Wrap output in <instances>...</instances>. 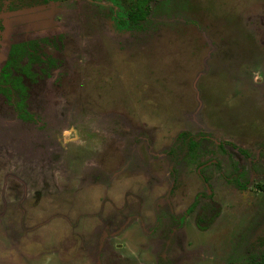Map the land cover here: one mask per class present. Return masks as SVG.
I'll return each mask as SVG.
<instances>
[{
    "label": "rangeland",
    "instance_id": "obj_1",
    "mask_svg": "<svg viewBox=\"0 0 264 264\" xmlns=\"http://www.w3.org/2000/svg\"><path fill=\"white\" fill-rule=\"evenodd\" d=\"M131 1L2 4L0 264H264V0Z\"/></svg>",
    "mask_w": 264,
    "mask_h": 264
},
{
    "label": "trees",
    "instance_id": "obj_2",
    "mask_svg": "<svg viewBox=\"0 0 264 264\" xmlns=\"http://www.w3.org/2000/svg\"><path fill=\"white\" fill-rule=\"evenodd\" d=\"M8 1V0H0ZM159 1V0H132L127 7L126 17L127 21L132 23L133 25L139 26L140 23L145 21V19L149 16L151 11V3ZM3 30L2 22L0 20V31ZM29 48H34L33 43L31 42H22L19 44H15L11 47L9 58L5 62L2 67V71L0 73V84H8L15 90H23V86L21 85V79L17 78L13 75V70H17L21 68V73L30 76V69L28 64L33 61L35 57L34 52H32ZM27 58L28 63L26 65H22L21 61ZM179 140L182 143V148L190 152L192 154L195 149L198 141L194 138L189 137L187 134H181L179 136ZM239 187L240 185L237 184ZM244 187V186H242Z\"/></svg>",
    "mask_w": 264,
    "mask_h": 264
},
{
    "label": "flooded vegetation",
    "instance_id": "obj_3",
    "mask_svg": "<svg viewBox=\"0 0 264 264\" xmlns=\"http://www.w3.org/2000/svg\"><path fill=\"white\" fill-rule=\"evenodd\" d=\"M10 0H8V1H1L0 2V10H1V7H2V4L3 3H6V2H9ZM2 22V21H1ZM2 26H3V23H2ZM3 29H4V26H3ZM3 31V30H2ZM2 31H0V33L2 32ZM22 43V42H21ZM31 43H33V47L34 48H29L32 52H34V54H35V56L37 57V55H38V53L36 52V51H38V47L35 45V42H31ZM19 44V43H18ZM36 50V51H35ZM26 59V58H25ZM25 59H23L22 61H21V64L22 65H26L27 63H28V61L27 62H25V63H23V61L25 60ZM4 66V65H3ZM21 68H19V69H17V70H13V75L15 76V77H17V78H20L21 79V85L23 86V90L22 91H20V90H15V89H12V87L10 86V85H8V84H3V85H1L2 87H4V89H5V91L6 92H11V94L13 93V92H16V94L15 95H17V96H20L21 98H23V96L25 95V94H28V90H27V86L25 85V83H24V80H23V78L25 77V76H27V75H25V74H23V73H21V72H19V70H20ZM30 76H32V68L30 67ZM182 134H187V135H189V137H191V138H194L196 141H198V139L195 137V136H192V135H190V134H188V133H182ZM179 139V138H178ZM199 142V141H198ZM176 148H172L171 149V151H170V155L171 156H178V154H180L181 156H183V155H185V154H187V153H190V152H188L187 150H185V149H183L182 148V145H178V144H176ZM198 146V143H197V145L195 146V147H197ZM242 152H244L243 150H242ZM207 183V182H206ZM237 184V183H236ZM246 185V184H245ZM240 187H242V185H240ZM244 187H246V186H244ZM40 199V197L38 198V200ZM195 205H196V203H195ZM214 207H216L215 206V204H212ZM217 208V207H216ZM217 212H218V209H217ZM108 243V242H107Z\"/></svg>",
    "mask_w": 264,
    "mask_h": 264
}]
</instances>
